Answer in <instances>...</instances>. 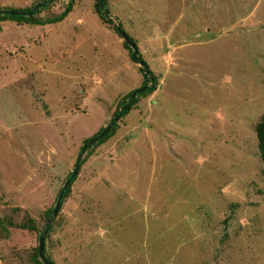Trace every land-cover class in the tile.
Here are the masks:
<instances>
[{
    "label": "rangeland",
    "instance_id": "rangeland-1",
    "mask_svg": "<svg viewBox=\"0 0 264 264\" xmlns=\"http://www.w3.org/2000/svg\"><path fill=\"white\" fill-rule=\"evenodd\" d=\"M42 0H0L26 9ZM58 0L43 18L60 15ZM156 76L93 150L46 241L56 264H264V0H108ZM122 39L74 0L0 29V264H33L84 142L143 84ZM34 220L38 231L21 225Z\"/></svg>",
    "mask_w": 264,
    "mask_h": 264
},
{
    "label": "trees",
    "instance_id": "trees-1",
    "mask_svg": "<svg viewBox=\"0 0 264 264\" xmlns=\"http://www.w3.org/2000/svg\"><path fill=\"white\" fill-rule=\"evenodd\" d=\"M58 0H42L36 4H34L30 8L26 9H14V8H0V29L1 25L4 22H14L19 24H26L31 26H46L49 24H55L60 23L63 20H65L68 15L72 12L73 6H74V0H71V2L66 6L64 11L55 17L52 18H43V12L48 9L50 6L54 5ZM96 1V12L99 15L100 19L110 27L122 38L127 39L125 40V46L130 52L131 59L141 65V73L143 75V84L142 87L138 90H135L131 92L129 95H127L122 101H120L118 105V109L114 115L112 123V129L109 131L108 127L101 129L95 136L92 138L86 140L84 142L83 147L80 150L76 168L78 167V172L76 175H74L75 170L68 176L67 182H69L68 187L64 189V187L61 189L60 194L64 192V197L62 200L61 208L66 201V199L69 197L72 186L75 183V181L78 179L79 174L81 170L83 169V166L88 161L89 157L93 153V150L97 147H100L104 143H106L116 132L117 128L119 127L118 123L116 122L117 119L125 118L132 109L137 105V103L140 101L141 97L148 96L155 92L158 80L152 70L150 69L148 63L144 60V58L141 55V52L139 50V47L136 43V41L127 33L124 29V26L122 23H118L116 20L112 18L111 15V9L109 7L108 0H95ZM136 94L135 97H133V94ZM257 137L259 142V151L261 158L264 163V121L261 122L257 127ZM60 194L56 200V206L59 201ZM56 208V207H55ZM55 208L50 209L46 216H45V223L42 226V230H39V246H40V238L42 237L44 233V229L46 228V225L50 219H53L50 225L47 228V234L45 238V245H44V251L43 255L44 258L40 255V249L39 247L36 248V253L32 259L33 264H56L53 260H51L47 255V246L46 241L49 238V235L51 234L53 230V225L57 220V216H54ZM61 210V209H60ZM60 212V211H59ZM15 223L8 217L0 218V235L9 234L11 228H15ZM19 227H23L29 231L35 232L38 231L37 226L33 219L28 218L27 224L21 225Z\"/></svg>",
    "mask_w": 264,
    "mask_h": 264
},
{
    "label": "water",
    "instance_id": "water-1",
    "mask_svg": "<svg viewBox=\"0 0 264 264\" xmlns=\"http://www.w3.org/2000/svg\"><path fill=\"white\" fill-rule=\"evenodd\" d=\"M125 40H127V39H125ZM135 96H136V94L134 93V94H133V97H135ZM119 120H120V119H117L116 122L118 123ZM111 129H112V123H110V125L108 126V130L110 131ZM78 169H79V168L77 167V168H76V171L74 172V175L77 174ZM68 185H69V182H67V183L65 184L64 189H65L66 187H68ZM63 197H64V192H62V193L60 194L59 201H58V204H57V206H56V208H55L54 216H53V217H56V216L58 215V213H59V211H60V209H61V204H62ZM52 220H53V219H50V220L48 221V223H47V225H46V228L44 229V233H43L42 237L40 238V246H39V249H40V255H41L42 258H44L43 251H44V245H45V238H46V234H47V228H48V226L50 225V223L52 222Z\"/></svg>",
    "mask_w": 264,
    "mask_h": 264
}]
</instances>
